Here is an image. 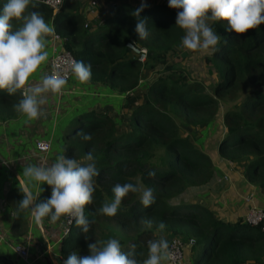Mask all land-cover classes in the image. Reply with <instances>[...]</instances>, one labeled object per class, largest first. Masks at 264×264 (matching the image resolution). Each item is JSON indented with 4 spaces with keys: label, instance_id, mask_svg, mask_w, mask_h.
Listing matches in <instances>:
<instances>
[{
    "label": "trees",
    "instance_id": "obj_1",
    "mask_svg": "<svg viewBox=\"0 0 264 264\" xmlns=\"http://www.w3.org/2000/svg\"><path fill=\"white\" fill-rule=\"evenodd\" d=\"M144 2L148 7L140 16L147 18L149 35L145 40L135 32L132 15L140 5L122 4L114 22L103 24V35H86L88 29L76 12V0H62L56 11L41 3L37 8L51 21L63 49L74 59L91 64L88 82L102 83L112 93L121 94L119 111L127 113L119 120L120 126L113 118L97 115L96 122L79 130L90 133V141L76 135L80 143L75 157L91 151L100 171L94 177L93 203L85 206V215L95 223L84 234L73 220L60 252L64 257L73 252L86 256L89 243L115 238L123 251L135 244L136 258L142 262L147 258V241L164 235L168 241L193 238L194 245L202 247L201 257L192 264H264L261 223L222 221L192 198L208 191L215 168L206 151L181 136L180 130L205 128L216 117L218 102L235 101L233 107L222 111L215 151L264 196V25L236 34L225 31V21L210 22L221 41L217 51L203 56L206 68L216 73L205 87L177 65L184 35L175 25L177 11L168 7V1ZM68 5L73 14L64 13ZM129 41L145 48L142 63L125 46ZM146 70L155 76L144 80ZM10 96L16 103L20 99L18 93ZM149 171H154L155 177H149ZM117 183L151 188L156 200L145 208L140 193L130 192L114 217L98 214L103 203L114 199L112 189ZM50 194L51 189L46 190L41 202ZM141 218L150 219L152 227L146 228ZM160 222L167 225L163 233L158 228Z\"/></svg>",
    "mask_w": 264,
    "mask_h": 264
},
{
    "label": "clouds",
    "instance_id": "obj_2",
    "mask_svg": "<svg viewBox=\"0 0 264 264\" xmlns=\"http://www.w3.org/2000/svg\"><path fill=\"white\" fill-rule=\"evenodd\" d=\"M38 0H6L0 8V90H6L9 95L21 91V99L13 106L14 109L27 117L28 121L46 118L44 105L50 103L48 94L58 95L66 87L68 74L61 75L59 71L42 73L39 82L29 85V78L36 73L42 64L48 61L46 37L55 34V28L49 25L43 14L37 9ZM148 5L141 4L132 15L136 19L135 32L140 40L147 39V18L140 13ZM168 7L178 10L175 25L183 30L180 47L196 51L218 50L221 36L213 29L210 22H227L226 32L245 34L250 29L264 25V0H168ZM20 21L21 26L13 29L11 21ZM69 71L81 83L91 79V64L82 60L72 59ZM84 141H90L92 135L83 130L77 133ZM86 163L77 159L59 155L55 162L48 164H29L23 167L26 183L22 188V198L17 202V213L28 211L36 223H41L48 216L52 223L61 217H71L75 225L86 234L95 220H89L85 215V206L93 203L94 177L100 174L96 160L91 151L84 156ZM154 171H149V177H155ZM39 182L51 187V194L42 202L37 203L39 193L33 194L30 185ZM112 192L114 199L105 202L97 210L98 214L114 217L121 205L122 199L130 192L140 193V203L151 206L156 197L151 188H143L132 183H117ZM71 222V221H70ZM146 228L152 227L150 219L141 218ZM167 225L158 224L161 233ZM88 236L85 235V240ZM194 243V241H193ZM89 255L78 256L71 253L63 264H166L171 258L169 241L164 235L159 239L147 241V258L142 262L136 258V245H130L128 251H123L118 239L110 238L87 245Z\"/></svg>",
    "mask_w": 264,
    "mask_h": 264
},
{
    "label": "crops",
    "instance_id": "obj_3",
    "mask_svg": "<svg viewBox=\"0 0 264 264\" xmlns=\"http://www.w3.org/2000/svg\"><path fill=\"white\" fill-rule=\"evenodd\" d=\"M90 1L76 0V12L88 29L86 35L88 32L89 35H103L101 31L104 28L103 24L107 21L114 22L115 14L122 4L132 7L141 4V0H93L94 5H90ZM5 2L6 0H0V8ZM41 7L42 5L38 6ZM73 10L68 5L64 8L66 11L64 13L73 14ZM45 21L52 25L50 20ZM11 23L13 29L21 26L20 21L14 20ZM46 40L45 50L49 52V58L56 50L63 49L62 41L57 34L46 37ZM48 61L29 78V85L34 86L39 82L42 73H48ZM17 93L21 99V91ZM48 97L50 103L42 106L46 110V118L28 121L26 116L14 109L15 97L8 95L6 90H0V264H63L67 257L60 252L64 237H61L60 233V220L52 223L43 218L41 223H36L28 211L19 212L15 218L17 202L22 198V188L26 183L22 174L23 167L40 163L50 165L59 155H66L84 164L86 163L84 156L75 157V151L80 143L75 137L79 130L90 121L96 122L97 115L113 118L120 126L117 111L121 108L122 95L112 93L102 83H81L72 74L60 94L49 93ZM37 139L49 142L46 153H40L35 148L34 142ZM219 160L213 164L215 174L207 191L208 196L204 197L203 194L204 199L196 196L195 198L207 206L203 200L210 201V196L219 192V199L224 195V200L229 202L231 209H234L240 204H245L242 196L245 197V193L252 188L253 203L264 208V196L245 181L233 164L220 158ZM226 169L229 170L224 173ZM224 176L228 181L227 178L223 179ZM225 181L227 182L224 183ZM30 187L34 195L39 193L37 203L41 202L44 192L51 189L50 186L42 184L44 191L40 192L39 182H33ZM212 187L216 191L215 194L210 193ZM16 244L26 247V259L20 258L15 252ZM192 249L191 247L184 249L180 264H192L196 260L191 257Z\"/></svg>",
    "mask_w": 264,
    "mask_h": 264
},
{
    "label": "rangeland",
    "instance_id": "obj_4",
    "mask_svg": "<svg viewBox=\"0 0 264 264\" xmlns=\"http://www.w3.org/2000/svg\"><path fill=\"white\" fill-rule=\"evenodd\" d=\"M181 51H182V54H179L176 57L177 65L182 67L184 71H186V73L192 76V78L201 81L205 87H208L209 84L213 81V79L216 76L215 71H213L212 69H207L206 65L203 62L204 54L209 53L210 50L193 52L191 50L183 49ZM173 61L174 59H170L169 63H173ZM144 72H145L143 74L144 80L145 78H150V77L155 76L152 70H146ZM143 83L144 81L142 80L138 84L141 86L143 85ZM218 103H219V110L211 124L206 125L205 128L203 127V128H191L190 129V128L183 127L184 129H180L182 132L181 136L188 137L190 141L196 147H198L203 152L206 151L210 159L214 162V165L215 163H218L220 161L219 158H217L218 156L216 154L215 149H216V142L219 139V135H218L219 130L221 129V114H222V111L225 110L226 108L233 107L235 104V101L225 100L224 102H221V103L218 102ZM125 116L127 117V113L125 112L119 113V111H117V117H119V120L124 119ZM228 170L229 169L224 170V173H226ZM226 178H227L226 176L223 177L224 180ZM227 181H228V178H227ZM227 181H225L224 183H226ZM207 187L209 188V186ZM210 193L211 194L216 193L213 187L211 188ZM203 194H204L203 195L204 197L208 196L207 191L203 192ZM245 194H246L245 197L244 195L242 196V201L245 202V204H240L237 207H234V209H231V207L229 206V202L227 200H224V197H225L224 195H221L219 199V196H220L219 192H217L214 196H210L211 198L210 201H207L208 199L203 200V201H206L207 203L206 205L210 207V209L213 211V213L218 219L222 221H226V222H234L237 219H241L243 221L251 220L252 217L249 216V212L252 210H260L261 212L264 213V208L259 207L262 205L257 206L252 201V196H253L252 188H250L249 191H247ZM195 196L196 195L194 194L192 198L194 199ZM204 197L202 198L204 199ZM197 201L198 203H200L199 200ZM236 210H240V211H236ZM201 252H202V247L198 246V244L194 245L192 249V253H191L192 259L200 258L199 255L201 254Z\"/></svg>",
    "mask_w": 264,
    "mask_h": 264
},
{
    "label": "built area",
    "instance_id": "obj_5",
    "mask_svg": "<svg viewBox=\"0 0 264 264\" xmlns=\"http://www.w3.org/2000/svg\"><path fill=\"white\" fill-rule=\"evenodd\" d=\"M42 5L51 8L52 11H56L59 6L62 3V0H38ZM162 2H167L168 0H161ZM94 1H90V5H94ZM176 10V9H175ZM178 11V10H176ZM125 46L129 49L131 54L135 57V59L142 63L145 59V48L138 46L132 42L125 43ZM74 59L71 54L64 49L60 51L56 50L52 53V55L49 58L48 61V73H51L52 71H59L61 75H64L65 73L68 74V80L71 77L72 73L69 71L70 62ZM35 148L40 153H46L49 149V142L43 139H37L34 142ZM249 216L252 217L251 220L244 221L248 225H261V229H264V213L260 210H252L249 212ZM71 221V222H70ZM71 217H61L60 219V233L61 237L67 235L70 225L72 223ZM195 240L193 238H189L187 241H182L178 238H172L169 241L170 245V252L172 253L171 258L166 262V264H180L183 257V251L185 248H190L192 245H194ZM14 250L17 253V255L22 258H27V249L23 245L16 244L14 246Z\"/></svg>",
    "mask_w": 264,
    "mask_h": 264
},
{
    "label": "water",
    "instance_id": "obj_6",
    "mask_svg": "<svg viewBox=\"0 0 264 264\" xmlns=\"http://www.w3.org/2000/svg\"><path fill=\"white\" fill-rule=\"evenodd\" d=\"M61 50H63V49H61Z\"/></svg>",
    "mask_w": 264,
    "mask_h": 264
}]
</instances>
